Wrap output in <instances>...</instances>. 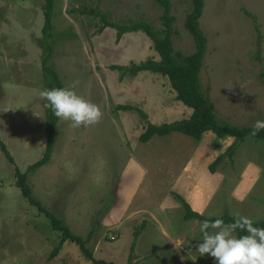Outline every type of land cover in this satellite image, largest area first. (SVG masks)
I'll return each mask as SVG.
<instances>
[{"label":"rangeland","instance_id":"1","mask_svg":"<svg viewBox=\"0 0 264 264\" xmlns=\"http://www.w3.org/2000/svg\"><path fill=\"white\" fill-rule=\"evenodd\" d=\"M193 1L170 0L173 47L182 56L196 50L185 28ZM53 3L48 65L62 88L79 81L74 90L103 115L76 129L58 119L49 162L28 172L46 153L52 114L39 91L57 88L42 67L46 0H0V139L9 153L0 145V264H129L130 255L132 264H215L196 252L202 233L199 220L185 219V203L208 219L239 212L263 220L264 141H217L208 132L201 140L172 133L141 143L148 122L189 118L192 109L166 78L112 68L159 59L143 31L119 39L117 29H100L105 15L160 30L163 9L154 0ZM199 23L208 41L200 77L219 120L240 128L264 120V0H205ZM233 144L235 154L212 172L217 147L225 152ZM18 171L27 173L34 198L85 241L91 258L23 197Z\"/></svg>","mask_w":264,"mask_h":264},{"label":"trees","instance_id":"2","mask_svg":"<svg viewBox=\"0 0 264 264\" xmlns=\"http://www.w3.org/2000/svg\"><path fill=\"white\" fill-rule=\"evenodd\" d=\"M162 9L163 13L160 17L163 28L160 30L154 29L147 22H132L131 24H115L111 23L103 15V21L105 25L100 29L104 30L107 27H112L118 30V38L120 39L124 34L143 31L147 37L153 43V49L157 53L159 59H148L139 64L132 63L128 67L124 66H113V69L121 71L124 75H130L131 77H136L141 72H151L153 74H158L166 78L172 88L176 93V99L182 102L185 106L192 109V114L189 118L182 120H176L170 123H163L160 125L152 124L148 122V125L139 137L141 143H148L156 136H167L172 133H181L187 137L193 138L195 140H201L203 136L211 132L216 137L220 139H225L227 137L236 138L237 140H245L246 138H251L256 141H264V130L257 133L256 136H251L252 127L240 128L237 126H232L227 123H223L219 120L218 113L214 103L211 101L209 96V89H203L201 81V71L203 68V62L205 55L207 53V38L204 35L199 19L202 16L203 8L205 5V0H194L192 10L188 13L185 22V28L192 36L195 43V52L188 55L182 56L180 54H175L173 47L172 37L175 34V17L172 15V4L170 0H154ZM53 17H54V3L53 0H46V5L44 9V25H43V37L44 46L43 50L46 52L44 56L42 67L45 72V80L48 81L50 86H56L57 88H62L59 82L58 76L54 71L53 67L48 65V61L52 56L53 48L49 43V40L53 38ZM54 83V85L52 84ZM120 110L125 111H136L143 118L147 119V115L140 109H135L130 106L120 105L118 107ZM52 114L48 116L49 125L47 128V148L44 157L32 165L29 171H33L43 165L47 164L50 160V156L53 150L54 144V134H55V124L58 120L53 111L50 108ZM0 145L7 155H9L5 146L2 144L0 139ZM235 145H231L227 150L220 155L216 161L210 165V170L215 172L217 167L220 165L222 160L226 155L233 156L235 153ZM13 161L12 158H10ZM13 163V162H12ZM27 173L22 174L18 171L17 184L21 189L22 195L25 199L29 200L30 203L37 207L40 212L44 213L49 219L52 220V225L55 230L61 231L65 234L63 240H72L76 242L81 249L91 258V254L85 248V241L76 235H73L69 230L68 226L65 225L61 220H58L55 215L50 212L41 202L37 201L31 191L30 186L27 183ZM186 208V220H215L217 218L223 219L225 222H231L233 216L225 213L221 217L217 218H206L200 213L195 212L189 204L185 203ZM254 226L264 227V219L254 222ZM141 234V229L135 232V238H138ZM242 233L237 232L236 235H241ZM136 242L131 246V253H133ZM58 250V249H57ZM55 250V253L57 252ZM54 253V254H55ZM133 257L130 255L129 264ZM97 264H114L108 263L103 260L96 261Z\"/></svg>","mask_w":264,"mask_h":264},{"label":"clouds","instance_id":"3","mask_svg":"<svg viewBox=\"0 0 264 264\" xmlns=\"http://www.w3.org/2000/svg\"><path fill=\"white\" fill-rule=\"evenodd\" d=\"M78 83L74 81L65 88L39 91V98L47 101L46 106L51 108L55 117L70 121L73 129L94 126L103 115L97 104L77 94L74 89ZM252 129L250 135L256 136L264 130V120L255 121ZM232 215L231 222L220 218L198 221L202 238L194 245L196 252L200 256L209 255L215 264H264V227L254 226L251 218L239 212ZM237 232L242 234L236 235Z\"/></svg>","mask_w":264,"mask_h":264},{"label":"crops","instance_id":"4","mask_svg":"<svg viewBox=\"0 0 264 264\" xmlns=\"http://www.w3.org/2000/svg\"><path fill=\"white\" fill-rule=\"evenodd\" d=\"M175 133H176V132H175ZM206 134H207V133H206ZM206 134H205V135H206ZM215 138H216L217 141H221V140H223V139H220V138L216 137V135H215ZM219 144H220V143H219ZM217 150H218V152H219V153H218V157H219L221 154L224 153L223 150H222L221 145L217 147ZM222 152H223V153H222ZM218 157H217V158H218ZM189 203H190V202H189ZM190 207H191V206H190ZM196 212L199 213L198 211H196Z\"/></svg>","mask_w":264,"mask_h":264}]
</instances>
